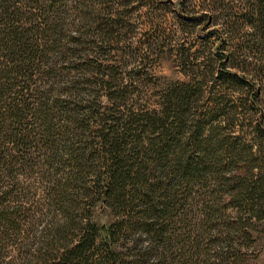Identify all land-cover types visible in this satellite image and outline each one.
<instances>
[{"label": "trees", "instance_id": "trees-1", "mask_svg": "<svg viewBox=\"0 0 264 264\" xmlns=\"http://www.w3.org/2000/svg\"><path fill=\"white\" fill-rule=\"evenodd\" d=\"M148 1L153 13L167 9L153 0ZM215 1L204 0L199 14L182 1L175 13L181 33L184 36L197 33L200 27L203 33L197 34L194 44H198L200 39H204V43H201L203 48L195 52L191 50V45H186V40L172 45L170 52L175 55L181 72L190 80L170 83L158 91L157 107L142 103L145 94L142 88L145 85L141 81L144 80L139 81V78L135 85L131 82L130 86L138 89L134 94L138 104L129 107L126 101L130 92L123 90L129 86L119 84L121 67L111 66L101 72L97 84L111 101V108L107 110V115H96L97 147L95 141L85 143L81 139L87 128L80 117L83 111L71 106L69 97L72 95L63 96L60 90L54 89L44 91L43 100L35 110L40 116L43 135L34 141L31 134L33 124L30 119L26 121L27 115L24 117L23 114L27 112L31 118L33 103L23 92L31 88L33 62L40 46L28 37V29L14 25L16 21L9 13V6L2 9L1 25L6 27L4 34L0 30V49L9 63L3 68L1 80H10L8 76L15 74L26 79V86L16 91L20 98H12L14 92L10 85L4 83L5 91H0V101L4 102L0 134L5 133L4 141L12 147V151L21 153L22 150L26 162L31 159L29 148L40 150L47 167L43 180L52 219L28 264H145L142 259L128 261L111 248L117 232L123 230L124 219L120 217L114 225L99 227L91 220V209H85L90 200L91 204L99 200L113 211H121L122 216L128 218L124 228L139 225L155 243V264H188L187 259L193 256L197 257L198 264H208L201 260L206 250L205 242L203 246H194L195 242L191 239L190 244L193 245L187 246L167 235L168 227L176 223L184 208L180 194H189L191 188L200 183L213 182L212 191L208 194L210 197L200 202L201 214L196 221L197 227L202 228L204 241L213 236L209 233L211 221L222 218L223 214L218 215V212L224 208L234 211L233 225L237 232L250 228L254 219L264 217L262 209H256L264 199V175L260 172L254 178L250 174V178L246 179L227 176V166L231 164L227 159L234 154V150L230 141L219 135L222 126L213 123L218 118L233 121L241 114V107L224 104V97L209 98L214 108L205 109L200 104L206 83L203 79L200 81L201 75L215 81L211 85L213 90L226 86L239 92L250 85V72L264 74V0ZM111 2L37 0L36 4L39 8L68 4L71 14L78 20L75 22L66 11V18L71 22L65 23V18L63 24L67 27L74 25L76 34L71 37L73 41H81V37L89 32L86 28L97 24L96 30L101 37L107 41L114 40L117 44L121 40L122 29L131 34L136 32L135 25L130 22L131 12H114ZM122 4L127 8L131 6L127 0ZM130 10L133 11L132 6ZM63 24L61 28L56 23L54 33H57L58 27L64 29ZM219 25L220 28L216 27ZM172 30L165 37L160 26L155 25L154 34L142 32L147 42L125 45V49L119 50L125 56L128 54L126 48H129L144 62L159 47L175 39L176 33ZM218 33L226 36L220 47L222 53L211 52L207 41ZM142 47H146L147 52ZM225 52L231 54L224 55ZM241 56L244 58L239 61ZM56 72L62 75V70ZM141 72L136 70L133 76ZM257 98V94L249 97L250 104L255 105ZM122 106L124 111L120 108ZM91 115L95 117V113ZM5 117L13 119L12 125L16 126L3 129ZM6 151L0 147V164L8 156ZM11 159V163H15L16 156L11 155ZM97 160L102 162L97 165ZM228 182L233 183L228 185L229 190L225 189ZM11 197L12 190L0 187V226L4 225L5 229L16 227L7 205ZM80 212L89 217L82 215L78 218ZM57 214L61 219H57ZM244 234L249 236L248 231Z\"/></svg>", "mask_w": 264, "mask_h": 264}, {"label": "rangeland", "instance_id": "rangeland-1", "mask_svg": "<svg viewBox=\"0 0 264 264\" xmlns=\"http://www.w3.org/2000/svg\"><path fill=\"white\" fill-rule=\"evenodd\" d=\"M36 1L0 0L1 33L4 34L6 27L1 25V12L3 11L2 9L9 6V13L16 21L14 25L18 28L24 27L28 29V37L34 41V44L36 41L40 46V52L33 62L34 76L31 88L25 89L23 92V95L26 94L25 97L28 98V101L31 104L33 103L31 118L30 114H26L27 112H23V114L25 113L24 117L27 115L26 121L30 119L33 124L34 130L31 134L34 141L39 140L43 135L38 118L40 116L35 110L40 105L39 102L43 100L44 91L47 92L49 89H54L56 91L60 90L59 93L61 92L63 96L72 95L69 97L71 106L83 111L80 117L84 121L83 125L87 128V132L81 134V139L85 143L95 141L97 147L96 115H107V110L111 108V101L108 100L105 92L97 84L101 78V72L111 66L121 67L119 72L122 73L119 84L129 86L127 90L123 87L124 91L130 92L126 101L129 107L133 104H138V99L134 98V94L138 92V89L134 85L139 78V81L144 80L141 81L145 85L142 88L143 93H145L142 103L149 107H157L156 94L158 91L165 89L170 83L190 80L181 72L175 55L170 52L172 45H179V43L186 40V45H191V50L194 52L203 48L201 43H204L202 42L204 39H200L198 44H194L197 34L203 33L200 27L197 28V33L184 36L176 23L175 13L180 8L182 1H185L191 9L199 14L204 0H161V3L159 2L160 0H153L158 5H162L164 8L167 7L165 11L155 10L154 13L151 7L148 6V0H127L133 11L130 10L131 6L128 8L123 6L122 2L126 0H112V11L128 12V14L131 12L130 22L135 25L134 31L136 32L131 34L125 28L122 29L121 40L117 44L114 40H104L96 30L98 28L97 24L86 28L89 32L84 33L85 36L81 37V41H73L71 37L76 34L74 25L67 27L63 24V20L67 16L66 11L70 14V18L74 19L75 22L78 21L71 14L70 6L62 4L60 6L39 8ZM253 1L255 2V0ZM151 12L152 14L149 15ZM68 21L71 22V20L67 19L65 23H68ZM55 22L61 28L63 24L65 28L61 29L58 27L57 33H54ZM155 25L160 26L165 37L167 33L171 32L172 27H176V30H172V32L176 33L175 39L171 40L170 44L159 47L144 62H141V56L135 55L129 48H126L128 54L122 55V50L119 49H125L123 48L125 45L135 46L147 42V37L142 36V32H147L148 35L154 34ZM216 27L220 28V25ZM225 38L226 36L218 33L214 38L208 39L209 50L215 53H222L220 47L224 44ZM142 48L145 49L146 47ZM154 48L155 46H153ZM144 52H147L146 49ZM227 54L230 55L231 53L225 52L224 55ZM4 57V51L0 49V91L5 89L4 83L6 82L10 85L12 93L14 92L12 98H20L21 95L17 96L16 91H20L22 86H26V79L11 74L8 76L10 80H1L3 68L5 64L8 65L9 63ZM243 58L241 56L239 61ZM139 69L142 72L133 76V72ZM57 70H62V75H58ZM126 71L131 72L128 74L125 73ZM253 75L255 74L249 73L250 85L239 92L226 86L215 87L216 89L213 90L211 85L215 81L208 77L202 78V75L200 76V81L203 79L206 82L203 85V99L200 102V104L202 103L205 106V109L207 107H215L214 103L209 101L210 97L218 99L219 97H224V104H237L241 107L239 110L241 114L233 121L218 118L213 122L222 126L219 135L229 140L234 150V154L229 157L230 160L229 158L227 159L231 163L228 164L226 170L229 178L240 177L246 179V177L250 178V174L256 178L260 172L264 175V74ZM131 82L134 84L132 87L130 86ZM255 94L258 95V98L255 100V105H252L248 98ZM245 99L246 101L240 104ZM120 108L123 111L125 110L123 106ZM3 113L4 102L0 101V115ZM91 113H95V117ZM3 122V129L5 130L10 126L12 128L16 126L12 125L13 119L11 118L5 117ZM26 131L28 132L29 130L27 129ZM4 138L5 133L2 132L0 134V147L4 151L5 149L7 150L8 156L0 164V187H2V190H12V197L7 205L9 206V214L12 216V221L16 224V227L15 229H5L4 225L0 226V264H28L29 257L36 251L42 240L43 232L48 226L49 220L51 221L52 219L43 180L47 167L40 150L29 148L28 153H30L29 157L31 159L26 162L23 159L22 150L21 153L12 151V147L4 141ZM11 155L16 156L13 164L11 163ZM96 155L98 159L101 158L99 152ZM101 162V160H97L96 164L99 165ZM212 183V181H206L204 184L200 183L191 188L189 194L187 192L183 195L180 194L184 208L178 217L182 220L177 217L176 223L168 227L167 235L175 237V239L187 246L193 245L190 244L191 239L195 242L194 246L197 244L203 246L205 242L206 250L204 251V258H201V260L207 261L208 264H264V217L261 220L254 219L250 228H243L237 232L233 225L234 211L224 208L222 212H218V215L223 214L222 218H216L211 221L212 229L209 233L213 235V238L211 237L209 241H204L202 228L200 226L197 227L196 221H198L197 218L201 214L200 202L210 197L208 194L212 191ZM231 184L233 183L228 182L225 184V189L229 190L228 185ZM164 196H166V193ZM90 201H88L89 207L86 206L85 209H91V220L99 227L114 225L120 217L124 219V223L122 222L123 230L117 232L116 239L111 243V248L114 251L120 253L128 261H140L142 259L145 264L156 263L157 248H154L155 243L139 225L130 229L124 228L126 226L125 221H128V218L122 216L124 214L121 211H113L99 200L95 204H91ZM259 207L264 214V199L259 202L256 209H260ZM220 208L222 207L220 206ZM80 213L81 216H78V218L84 215V212ZM57 215V219H61L59 214ZM227 224L229 225L226 226ZM245 231H248L249 236L244 234ZM190 259L191 261H189ZM187 260L188 264H198L196 262L197 257H189Z\"/></svg>", "mask_w": 264, "mask_h": 264}]
</instances>
